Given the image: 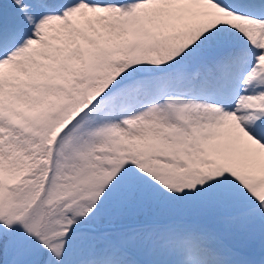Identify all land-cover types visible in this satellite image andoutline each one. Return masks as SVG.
<instances>
[{
    "label": "snow or ice",
    "instance_id": "snow-or-ice-1",
    "mask_svg": "<svg viewBox=\"0 0 264 264\" xmlns=\"http://www.w3.org/2000/svg\"><path fill=\"white\" fill-rule=\"evenodd\" d=\"M0 264H264V0H0Z\"/></svg>",
    "mask_w": 264,
    "mask_h": 264
}]
</instances>
